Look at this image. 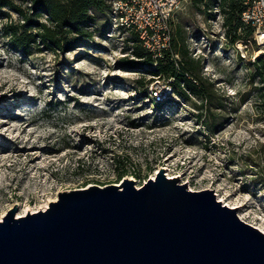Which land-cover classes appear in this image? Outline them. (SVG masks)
I'll return each instance as SVG.
<instances>
[{
  "label": "rangeland",
  "instance_id": "obj_1",
  "mask_svg": "<svg viewBox=\"0 0 264 264\" xmlns=\"http://www.w3.org/2000/svg\"><path fill=\"white\" fill-rule=\"evenodd\" d=\"M9 1L36 22L32 34L48 25L44 14L31 16V0ZM202 8L182 5L171 32L183 31L224 105L215 110L212 134L196 99L151 75L155 64L130 63L138 59L128 34L114 27L109 11L93 12L86 43L58 51L37 37L22 52L7 28L27 21L0 8V219L15 204V218L37 212L58 192L123 179L139 188L163 169L188 190L213 188L217 201L225 196L237 216L264 229V83L250 66L262 52L251 38L231 45L219 10L208 21Z\"/></svg>",
  "mask_w": 264,
  "mask_h": 264
},
{
  "label": "water",
  "instance_id": "obj_2",
  "mask_svg": "<svg viewBox=\"0 0 264 264\" xmlns=\"http://www.w3.org/2000/svg\"><path fill=\"white\" fill-rule=\"evenodd\" d=\"M160 169L139 188L58 192L44 210L0 220V264H264V232L210 190Z\"/></svg>",
  "mask_w": 264,
  "mask_h": 264
},
{
  "label": "trees",
  "instance_id": "obj_3",
  "mask_svg": "<svg viewBox=\"0 0 264 264\" xmlns=\"http://www.w3.org/2000/svg\"><path fill=\"white\" fill-rule=\"evenodd\" d=\"M190 2L196 5L198 10H201L202 5L203 11L209 13L208 21L213 19L215 13L213 10H219L222 15L221 27L231 45H234L238 40L245 42L251 38L252 29L250 26L244 25L240 18L243 11L242 0H190ZM31 6L35 12L31 16L39 17L44 14L48 22V25L45 23L37 25L39 33L36 35L29 32L30 26L36 24L34 20L31 21L11 1L0 0V8H12L27 21V24L11 25L7 28L12 46L22 52H25L29 44L34 42L37 37L48 48L58 51H63L78 43H86L93 37L92 31H89L88 28L96 25V17L93 12L106 13L109 11L112 17L111 7L107 0H31ZM2 14L0 12V15ZM172 23L173 20L170 22L171 27H173ZM118 30L128 34L126 38L131 44V53L138 59L136 62L131 60L130 63L135 65L155 64V69L150 71L151 75L164 77L172 92L183 99L190 100L189 96L196 99L200 103L196 107L202 111L199 115L202 125L209 133H214L216 121L220 119V114H216L215 110H225V108L214 92L213 83L207 81L202 75L200 60L190 56L183 31L174 26L168 48L161 49L159 54H155L142 45L134 32H127L122 28ZM242 32L243 34H241ZM250 66L252 67L251 76L258 77L264 83V53L257 56ZM149 83L147 81L146 85ZM262 97H264V93H262ZM154 104L156 105L158 102H154Z\"/></svg>",
  "mask_w": 264,
  "mask_h": 264
},
{
  "label": "built area",
  "instance_id": "obj_4",
  "mask_svg": "<svg viewBox=\"0 0 264 264\" xmlns=\"http://www.w3.org/2000/svg\"><path fill=\"white\" fill-rule=\"evenodd\" d=\"M109 2L114 27L134 32L148 51L159 54L161 49H167L169 46L171 20L181 6L190 0H110ZM242 4L241 21L244 25L250 26L252 42L264 53V0H242Z\"/></svg>",
  "mask_w": 264,
  "mask_h": 264
},
{
  "label": "bare ground",
  "instance_id": "obj_5",
  "mask_svg": "<svg viewBox=\"0 0 264 264\" xmlns=\"http://www.w3.org/2000/svg\"><path fill=\"white\" fill-rule=\"evenodd\" d=\"M220 197H221V196H220ZM224 197H225V196H224ZM224 197L219 198V201H220L222 204H224L225 206H228V207H230V208H236V206L229 205V204L225 201V198H224ZM48 202H50V201H48ZM48 202H47L43 207H41L40 210H44V209H46L47 206H48ZM236 209H237V208H236ZM238 216H239L240 220H242L243 222H245V223H247V224H249V225L255 227L256 229H258V230L261 231V232H264V229L260 228L259 226H255V225H253V224L247 222V221L245 220V218L242 216V214L239 213ZM0 220H1V219H0Z\"/></svg>",
  "mask_w": 264,
  "mask_h": 264
}]
</instances>
